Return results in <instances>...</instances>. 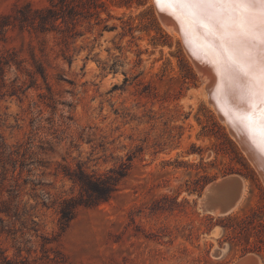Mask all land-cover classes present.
<instances>
[{
    "label": "rangeland",
    "instance_id": "1",
    "mask_svg": "<svg viewBox=\"0 0 264 264\" xmlns=\"http://www.w3.org/2000/svg\"><path fill=\"white\" fill-rule=\"evenodd\" d=\"M183 45L154 0H0V264H264V183Z\"/></svg>",
    "mask_w": 264,
    "mask_h": 264
},
{
    "label": "bare ground",
    "instance_id": "2",
    "mask_svg": "<svg viewBox=\"0 0 264 264\" xmlns=\"http://www.w3.org/2000/svg\"><path fill=\"white\" fill-rule=\"evenodd\" d=\"M154 2L158 10L164 11L174 18L175 24L167 21L162 22L170 32H174L182 38L188 50L187 54L190 52L203 65L205 62L206 67L209 66L214 76L218 77L214 95L217 98L218 107L226 115V120L222 121L227 125L229 131L232 128L239 133L243 141H245L243 137H249L251 143L255 144V148H261L264 152V97L261 96L264 42L260 38V20L249 18L250 31L247 34L233 35V32L239 31L234 27L239 22L238 16L232 18L220 16L209 24L207 21L192 20L189 12L182 7L178 8L172 3L165 2L157 5L156 0ZM213 25H224L225 27H213ZM231 57H238L242 63L249 65V71H241L240 67L233 63ZM198 70L207 86L210 85L211 73L204 72L200 68ZM235 135L233 134V137L238 142ZM245 143L247 142L245 141ZM258 152L263 156L261 151ZM243 187L238 203L245 191V185ZM254 260V257L249 255L235 264L246 262L253 264Z\"/></svg>",
    "mask_w": 264,
    "mask_h": 264
},
{
    "label": "water",
    "instance_id": "3",
    "mask_svg": "<svg viewBox=\"0 0 264 264\" xmlns=\"http://www.w3.org/2000/svg\"><path fill=\"white\" fill-rule=\"evenodd\" d=\"M156 11L158 12V15L162 21L164 22L167 21V22L175 24V20L171 15H168L164 11L158 10L157 7H156ZM183 46L186 49L185 45ZM188 55L197 69L200 68L204 72L211 73L212 75L211 84L208 86L206 84L209 100L211 104L214 105L215 109L217 110L218 112L217 114L219 118L221 120H226V117H225L226 115L218 107V103H217L218 101L214 95L217 84H218V77L216 78L214 76V73L213 71L212 72L210 71L209 66L208 68L206 67L205 62L203 65V63L200 60L196 59L194 56H192L190 52L188 53ZM204 76H205V73H204ZM231 131L229 132L232 136L233 134L234 135L236 134L235 136L239 140L238 141L239 146L245 152L249 161L252 164H254L256 171L258 172L259 176L261 177L264 183V158H263L264 152L262 151L261 148H258V147L255 148V144L253 145L251 143L252 141L249 139V137L247 136L243 137L245 135L242 136L244 140L247 142L245 143V141H243L239 133L235 132L232 128H231ZM257 149L258 151H261L263 153V156L257 151ZM243 186H244V179L242 176L238 174L226 175L224 177H221L220 179H216L212 181L210 184H208V186H206V188L203 191L202 197H201V207L203 211L209 214H213V215L230 214L236 208L238 204V201L240 199L239 197L243 190L242 188H244ZM244 264H248V263L246 262Z\"/></svg>",
    "mask_w": 264,
    "mask_h": 264
},
{
    "label": "snow or ice",
    "instance_id": "4",
    "mask_svg": "<svg viewBox=\"0 0 264 264\" xmlns=\"http://www.w3.org/2000/svg\"><path fill=\"white\" fill-rule=\"evenodd\" d=\"M161 2L172 3L178 8L182 7L189 12L192 20L207 21L209 24L220 16L229 18L238 16L239 22L234 27L239 31L233 32V35L247 34L250 31L249 18H258L261 22L260 38L264 42V0H156L157 5ZM257 5L259 7H256ZM213 27L225 26L213 25ZM231 59L241 71H249L250 66L242 63L238 57H231ZM261 96L264 97V70L261 72Z\"/></svg>",
    "mask_w": 264,
    "mask_h": 264
},
{
    "label": "trees",
    "instance_id": "5",
    "mask_svg": "<svg viewBox=\"0 0 264 264\" xmlns=\"http://www.w3.org/2000/svg\"><path fill=\"white\" fill-rule=\"evenodd\" d=\"M161 30V28H159ZM11 59L8 56H5L1 53L0 50V89L6 86V66L10 65ZM82 172V171H81ZM122 176V174H119ZM119 176H115V178H119ZM76 179L88 190L93 191L97 195H99L100 199L108 200L110 196L113 194L116 188V184L110 182L106 179L101 178H90L86 174H76ZM65 203L69 204L61 207L62 219L65 222L70 221L72 219V212L74 211L76 204L72 200L66 201ZM91 202H86L85 205H89ZM1 211V210H0ZM4 211V210H3ZM7 211V210H5ZM2 219V218H0Z\"/></svg>",
    "mask_w": 264,
    "mask_h": 264
}]
</instances>
